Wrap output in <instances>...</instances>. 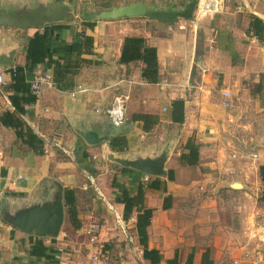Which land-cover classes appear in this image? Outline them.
Masks as SVG:
<instances>
[{
    "label": "crops",
    "instance_id": "crops-1",
    "mask_svg": "<svg viewBox=\"0 0 264 264\" xmlns=\"http://www.w3.org/2000/svg\"><path fill=\"white\" fill-rule=\"evenodd\" d=\"M222 2L225 0H200L197 20L206 13H217L204 17L197 27L192 22L193 30L188 29L185 20L159 23L148 18H100L102 12L114 7L80 24L53 23L65 27L52 40L57 50L55 61H66L70 44L80 41L84 32L93 38L92 53L83 56L89 63L76 73L67 74L61 82L53 81V87H44L40 97L27 105L22 115L15 114L8 99L5 86L11 78L6 71L24 65L27 41L43 27L16 28L25 34L26 40L12 64L0 66L5 79L0 85V201L6 199L13 208L17 207L3 210L0 205V264H110V256L117 258L110 251L115 253V249L122 248V264H149L139 256L143 246L136 232V212L130 216L135 222L124 220V206L116 202L119 192L113 182L132 188L135 194L138 183L161 180L160 189H145L143 200L144 208L152 210L147 246L159 252V264L174 258L185 264L191 253L194 264H199L206 250L214 261L209 247L194 248L191 231L182 225L188 218L183 212L186 201H201L203 197L206 201L201 202L208 204V199L215 196L214 186L228 187L236 181L242 186L241 194H252L244 229L251 224L255 237L261 235L264 201L260 199L264 197V182L259 166L264 165V149H236L232 133L239 127L247 128V118L252 114H264L263 87L259 94L253 91L264 74V7L248 10L246 15L239 10L220 11ZM44 3L49 5L48 1ZM219 3L220 9L213 10ZM252 17L263 24V32L258 35L251 29ZM85 22H93V30L84 27ZM0 31L4 35L0 36V57H4L12 48L6 53L5 29L0 27ZM126 37L144 38L147 46L156 49L157 82L148 83L141 77V61L120 62ZM37 71L50 73L53 79L49 65L40 64L26 73V81ZM77 85L84 91L72 97ZM222 91L231 95L228 108L222 104ZM120 96L128 97L127 119L122 127H114L105 110ZM174 100L183 101L182 123L172 121ZM6 112L15 114L42 141L40 153L33 152L12 128L3 124L1 118ZM141 114L157 115L159 122L145 128L142 122L132 120ZM90 134L94 135L92 143ZM189 139L199 147L198 163L180 166L178 157ZM111 143L119 149H113ZM252 152L260 157L255 165L250 163ZM128 163H146L155 173L140 171ZM169 171L173 172L171 181L167 179ZM65 189L75 190L81 221L78 230L73 229L67 216ZM39 211H61L63 220L57 236L25 231L9 221L23 212ZM93 222L99 225L97 240L110 253L97 261L91 260L95 249L86 234ZM31 238L41 239L48 251L54 252L53 260L32 257Z\"/></svg>",
    "mask_w": 264,
    "mask_h": 264
},
{
    "label": "rangeland",
    "instance_id": "rangeland-1",
    "mask_svg": "<svg viewBox=\"0 0 264 264\" xmlns=\"http://www.w3.org/2000/svg\"><path fill=\"white\" fill-rule=\"evenodd\" d=\"M44 1H48L49 5H44ZM199 2L200 0H0V11L17 15L24 13L35 14L44 8L43 11L48 17L55 13L54 8L57 7L61 8L59 12L70 15L71 19L68 21L80 24L83 20H94L102 10L141 3L145 5L147 11L166 13L168 15H170L168 12H172L170 16L172 18L174 17L173 20L160 21L159 23L185 20L188 21V29L193 30L192 22H196L197 27L200 21H204V17H209V15L217 13H206L197 20L196 16L199 10ZM222 3L223 5L224 3L226 4L225 6L222 5L220 11L224 9L229 10L228 12L239 10V13L246 15H248L246 13L248 10L252 11L259 6L264 7V0H225ZM190 6H192L191 16L189 18L181 17L180 14ZM203 7L206 9L205 5ZM220 7L219 3L212 8L213 10H218ZM142 18L148 17H136V19ZM0 27L5 29L4 34H6V37H4V44L6 45V53L12 48L8 55L4 54V56L9 57V54L12 52L13 59H15L26 40L25 34L20 32V30H16V28H21L22 26L0 24ZM2 33L0 31V36H4ZM0 43H2L1 37ZM247 121L250 124L247 128L239 127L232 133L234 147L240 150H248L251 147L259 150L264 149V114H252L247 118ZM257 162L250 161L251 165H255ZM250 185L252 187L253 182ZM241 188V184L236 181L232 182L228 187L214 186L215 196L211 201L208 199V204L201 202L203 200L206 201V198L201 197V201L195 199L186 201L188 202L187 207L185 206L183 208V212L186 213L188 218L182 225L191 231L190 236L193 238L194 248L209 247L215 264H232L234 260H237L238 264H240L239 259L244 261L241 264H254V255L257 252L261 254V260L255 264H264V242H262L264 241V237L262 235L255 237V231L252 230L251 224H247L246 229H244L246 226L245 222L248 221V209L252 206L250 201L253 196L251 193H247L250 198L241 194ZM228 189L233 192H227ZM196 202L197 204H195ZM0 205L3 207V210L17 208H13L6 199L1 200ZM93 248L95 249L96 247ZM123 249H115V253L110 251L117 258L114 259L110 256L112 259L108 260V262L110 264H122L120 261L121 259L124 260L123 255L125 253ZM129 249H131V245H129ZM104 251L108 253L106 254ZM104 251V256L100 257H107L110 254L107 249Z\"/></svg>",
    "mask_w": 264,
    "mask_h": 264
},
{
    "label": "trees",
    "instance_id": "trees-1",
    "mask_svg": "<svg viewBox=\"0 0 264 264\" xmlns=\"http://www.w3.org/2000/svg\"><path fill=\"white\" fill-rule=\"evenodd\" d=\"M172 15V12H168ZM178 17V16H177ZM253 23L251 29L255 35L263 32V24L260 19L252 17ZM83 26L93 30V22H85ZM64 25H45L41 31H36L31 36L25 46L23 66L16 65L14 69L6 71L10 75L11 82L5 86L6 91L9 92L8 99L12 104L15 114L22 115L25 113L27 105L34 103L36 97L30 93L28 83L26 81V73L33 72L34 68L40 64H47L52 69L53 81L55 83L61 82L67 74L76 73L80 67L88 64L89 61L83 58L84 55H90L93 50V38L87 36L84 32L81 34L82 38L78 42L70 44L67 52L68 59L63 63H57L54 59V54L57 50L52 45V40L58 38L60 30L64 29ZM134 61H141L143 68L141 70V77L148 83H154L158 80L157 72V54L154 47L146 45L144 38L141 37H126L123 41L120 55V62L128 64ZM264 90V74L260 76V82L253 88L255 93H261ZM263 103V104H262ZM261 105L264 106V97ZM172 121L174 123H182L184 121V106L183 101L174 100L171 103ZM13 113L6 112L3 114L1 121L7 128H12L18 138L22 140L33 152L40 153L42 150V141L29 130L18 117ZM133 121L142 122L145 128L151 127L159 122L157 115H135ZM113 149H119L111 143ZM184 151L178 157L180 166H194L198 163L199 147L195 142L189 139L184 145ZM122 170H127L122 168ZM259 176L264 182V165L259 166ZM168 180H173V172L169 171ZM113 187L117 188L119 194L116 197V202L124 206L123 218L127 220L136 212V232L139 239V244L143 246L142 257L149 264H159L162 257L157 250L148 249L147 246V227L150 224L152 210L144 208V192L145 189L158 190L162 187L161 180L158 178L147 183H138L136 193L132 194V188L125 187L113 182ZM76 195L74 189H65L63 193V202L67 210V216L73 229L78 230L81 227V221L78 217V210L76 205ZM264 201V197H261ZM165 208L168 207L166 204ZM30 255L35 258H44L45 260H53L54 252H49L47 246L44 245L41 239L31 238ZM194 254L188 255L185 264H194ZM167 264H180L176 258L167 261ZM199 264H214L210 258V252L206 250L202 253Z\"/></svg>",
    "mask_w": 264,
    "mask_h": 264
},
{
    "label": "water",
    "instance_id": "water-1",
    "mask_svg": "<svg viewBox=\"0 0 264 264\" xmlns=\"http://www.w3.org/2000/svg\"><path fill=\"white\" fill-rule=\"evenodd\" d=\"M47 7V6H46ZM45 7V8H46ZM60 7V6H59ZM44 9V8H43ZM41 9L35 14H11L0 11V24L4 25H17L22 27L42 28L45 25L60 22L62 20L68 21L71 19L68 13L59 12L61 8H54L55 13L51 16H46L45 12ZM192 6L187 8L182 14L183 18H189L191 16ZM152 18L158 21L172 20L173 18L166 13H158L154 11H147L145 5L141 3L129 4L125 7L114 8L110 11H105L100 14V18L104 19H118V18H131V17H143ZM176 16V15H175ZM13 61V53L9 54V57H0V66L5 67L11 65ZM91 135V143L94 142V135ZM89 135V136H90ZM144 164L128 163L127 165L138 169L140 171L153 174L155 170L152 166ZM15 193H12L14 195ZM63 220V214L51 213L49 211H39L37 213L23 212L18 216L11 218L9 221L16 227L25 231H36L40 234L50 237L57 236L61 223Z\"/></svg>",
    "mask_w": 264,
    "mask_h": 264
},
{
    "label": "built area",
    "instance_id": "built-area-1",
    "mask_svg": "<svg viewBox=\"0 0 264 264\" xmlns=\"http://www.w3.org/2000/svg\"><path fill=\"white\" fill-rule=\"evenodd\" d=\"M14 68H12L13 70ZM5 83L4 79V73L0 70V85ZM28 86L30 93L34 95L36 98L40 97L41 92L44 87H53V79L52 75L47 72H41L37 71L32 74L31 78L28 80ZM84 89L81 85H77L75 90L71 93V96L74 97L77 93L83 92ZM221 96L223 97V106L225 108H228L231 106L230 102V93L228 91H222ZM128 97L127 96H120L116 97L112 103L109 105L108 108H106L105 113L109 119V122L114 127H122L126 122V101ZM232 158L235 157V155H231ZM250 159L253 161H257L260 157L257 152H252L249 155ZM147 178H145L146 180ZM17 180H22V177H18ZM12 184H15V182H12ZM130 222H135L134 218H129ZM99 231V225L98 223L93 222L89 225L86 234L88 235V240L91 245L95 248V254L91 257V260L97 261L100 256L103 255V251L105 250V246L103 242L97 240V233ZM264 237V229L261 234ZM264 242V241H262ZM97 249V250H96ZM106 253V251H104ZM139 256H142V251H139ZM255 258L253 259L255 263H258L261 260V254L259 252L255 253ZM139 261H136L138 263ZM232 264H238L237 260H234Z\"/></svg>",
    "mask_w": 264,
    "mask_h": 264
}]
</instances>
